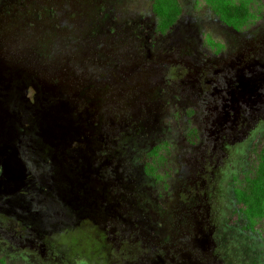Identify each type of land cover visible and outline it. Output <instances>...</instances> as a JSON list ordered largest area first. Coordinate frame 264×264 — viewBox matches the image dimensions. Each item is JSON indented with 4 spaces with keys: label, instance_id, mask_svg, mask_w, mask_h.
<instances>
[{
    "label": "rangeland",
    "instance_id": "374dc122",
    "mask_svg": "<svg viewBox=\"0 0 264 264\" xmlns=\"http://www.w3.org/2000/svg\"><path fill=\"white\" fill-rule=\"evenodd\" d=\"M152 2L0 0V264H264L229 223L264 132V19L239 33L179 0L163 34Z\"/></svg>",
    "mask_w": 264,
    "mask_h": 264
},
{
    "label": "trees",
    "instance_id": "16d2710c",
    "mask_svg": "<svg viewBox=\"0 0 264 264\" xmlns=\"http://www.w3.org/2000/svg\"><path fill=\"white\" fill-rule=\"evenodd\" d=\"M221 21L236 30L252 27L264 11L262 0H205ZM153 13L160 20L159 31L166 33L179 20L182 6L179 0H153ZM161 145L153 147L145 156L146 173L158 184H165L172 174L169 153L160 155ZM155 161V163H154ZM236 207L229 220L231 225L240 222L246 232L264 241V132L252 143L248 163L233 177ZM0 262H5L0 256Z\"/></svg>",
    "mask_w": 264,
    "mask_h": 264
},
{
    "label": "flooded vegetation",
    "instance_id": "af4514ba",
    "mask_svg": "<svg viewBox=\"0 0 264 264\" xmlns=\"http://www.w3.org/2000/svg\"><path fill=\"white\" fill-rule=\"evenodd\" d=\"M263 2H264V0H262ZM264 19V11L262 12V14H261V16L259 17V18H257V20H256V22H255V24L252 26V27H250L249 29H245V30H236V29H234V28H232V27H230V28H232L233 30H235L236 32H239V33H246V32H249L250 30H252L254 27H256L257 25H258V23H260V21H262ZM229 27V26H228ZM169 31V30H168ZM160 32V31H159ZM161 33V32H160ZM164 34V33H163ZM195 131H197V130H195ZM195 133V136H196V138L194 139V140H192V139H190V143H192V144H197L198 143V136H197V133L196 132H194Z\"/></svg>",
    "mask_w": 264,
    "mask_h": 264
}]
</instances>
